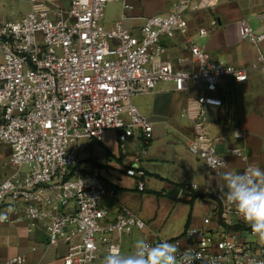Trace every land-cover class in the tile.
<instances>
[{"label": "built area", "instance_id": "built-area-1", "mask_svg": "<svg viewBox=\"0 0 264 264\" xmlns=\"http://www.w3.org/2000/svg\"><path fill=\"white\" fill-rule=\"evenodd\" d=\"M29 1V11L20 18L0 21V144L10 148V170L0 182V215L7 217L0 228L25 225L31 232L41 226L50 246L67 244L63 264H90L113 248L122 253L123 235L150 226L125 204L111 215L102 200L114 199L116 190L105 185L96 162L89 168L80 163L78 141H101L105 130L117 129L121 140L138 135L146 144L153 123L131 102L132 96L161 82L171 83L174 92L204 85L189 102L195 136L188 149L207 169L220 173L227 157L218 151L223 138L208 133L206 106L223 104L217 93L226 80L246 83L256 70L264 78V54L250 64L235 65L213 60L204 46L185 38L182 44L195 65L175 66L165 58L161 37L188 34L187 2L146 17L134 33L122 20L110 27L102 23L109 3L120 1L131 8L127 0H70L68 5L63 0ZM216 1L200 0L191 9L211 8ZM259 17L260 31L246 20L239 22L242 40L264 41V12ZM217 23L212 19L211 28ZM211 28L199 27L198 34L209 35ZM236 132L246 136L239 128ZM228 151L248 157L242 148ZM217 158L226 164L216 165ZM137 188L144 190V181L138 180ZM218 198L220 205L180 236L156 233L145 240L151 245L174 243L181 253L193 249L202 256L196 264H264V241L220 194ZM26 263L23 254L0 257V264Z\"/></svg>", "mask_w": 264, "mask_h": 264}, {"label": "crops", "instance_id": "crops-1", "mask_svg": "<svg viewBox=\"0 0 264 264\" xmlns=\"http://www.w3.org/2000/svg\"><path fill=\"white\" fill-rule=\"evenodd\" d=\"M24 1L28 7L22 14L30 9V1ZM199 1L127 0L132 5L127 9L122 2L113 1L104 9L102 23L110 27L122 20L128 29L139 33L146 17L174 11L187 2L185 16L189 21L188 34L161 37L166 47L165 58L175 66L191 69L195 65L190 50L182 44L185 38L204 46L213 60L221 59L235 65L250 64L259 54H264V41L253 44L242 40L239 34L241 20H246L256 31L262 29L259 15L264 12V0H217L211 8L191 9ZM69 3L70 0H63V4ZM214 18L218 23L211 28L210 22ZM199 27H210V34L200 36ZM249 77L246 83L226 80L217 93L223 99V104L206 106L208 133L223 138L218 151L227 157V166L220 173H242L250 165L264 170V78L257 70L252 71ZM172 88L171 83L161 82L153 90L136 93L131 98V102L153 123L152 139L148 143L142 144L138 135L121 140L119 130L107 129L101 141L88 142L87 149L91 153L82 164L89 168L92 162H96L105 185L116 190L114 199L105 197L102 200L112 216L120 204H125L149 223L148 229H137L144 240L158 233L154 228L157 224V211L167 205L174 206L180 200L184 202L186 208L182 216L185 229L188 225L201 223L202 209L204 214H210L221 203L218 194L224 186L223 180L216 172L207 169L202 160L188 149L189 141L195 136L194 121L188 115L189 102L203 92L205 87L193 86L185 92H174ZM235 128L244 131L246 136L237 137L234 134ZM109 130L117 132V144L113 147L104 137ZM95 142L100 143L104 150L100 156L94 155ZM233 147L244 149L247 159L229 153L228 149ZM6 159L8 161V156ZM8 172L7 169L5 176ZM120 174L127 179L124 180ZM5 176L0 177V182ZM138 180L145 183L142 191L137 188ZM192 184H196L197 188H185ZM175 187H180L178 196H168L167 192ZM193 193L207 196L196 198L191 205L189 201ZM147 206L151 207V212ZM66 252L65 242L57 246L49 245L47 232L41 226L31 232L25 225L0 228V257L23 254L27 257L26 264H63L62 258Z\"/></svg>", "mask_w": 264, "mask_h": 264}, {"label": "clouds", "instance_id": "clouds-1", "mask_svg": "<svg viewBox=\"0 0 264 264\" xmlns=\"http://www.w3.org/2000/svg\"><path fill=\"white\" fill-rule=\"evenodd\" d=\"M236 135L239 137V132ZM214 163L220 167L226 164L220 158ZM216 175L224 182L220 189V198L232 205L236 214L250 226L252 233L264 241V170L250 165L242 173L226 171ZM6 218L0 215V221ZM201 259V254L193 249L181 253L174 243L162 241L151 245L140 238L135 241L133 250L127 254H122L116 248L111 249L104 257L103 264H196Z\"/></svg>", "mask_w": 264, "mask_h": 264}, {"label": "rangeland", "instance_id": "rangeland-1", "mask_svg": "<svg viewBox=\"0 0 264 264\" xmlns=\"http://www.w3.org/2000/svg\"><path fill=\"white\" fill-rule=\"evenodd\" d=\"M120 1H116L115 3H119ZM114 3V2H113ZM111 4V3H109ZM108 4V5H109ZM28 7V4L24 0H0V21L1 20H9V19H18L21 17L24 10H26ZM105 140H107L108 144L112 147L117 144V132L115 130H109L105 132ZM88 139H80L78 141L79 149H80V158L82 159L83 164L85 160L90 156V149H87ZM143 144V143H142ZM6 144H0V177L5 176V173L8 170H10L9 164L7 162L9 161L10 157V148H8ZM93 152L94 155H102L104 150L102 148V145L100 143L95 142L93 144ZM8 156V161L6 157ZM124 180L127 178H124L122 174H120ZM130 191H132L130 189ZM186 208L184 202L182 200L175 202L174 206L167 205L163 209H160L157 211V224L154 225V228L158 232V234L161 237H177L180 236L183 232L185 221H183V212ZM147 209L149 212L152 211L150 206H147ZM203 212L201 213V217L207 215L204 214V209H202ZM245 236L249 240H255V237L250 235L249 233L245 232ZM142 238L141 233L135 228L133 232L128 235H123V241H122V253L127 254L131 250H133L134 243L137 239ZM173 238V237H172ZM103 264L102 260H95L91 262L90 264Z\"/></svg>", "mask_w": 264, "mask_h": 264}, {"label": "water", "instance_id": "water-1", "mask_svg": "<svg viewBox=\"0 0 264 264\" xmlns=\"http://www.w3.org/2000/svg\"><path fill=\"white\" fill-rule=\"evenodd\" d=\"M179 192H180V187H175L174 189L169 190L167 192V195L172 196V197H176V196H178Z\"/></svg>", "mask_w": 264, "mask_h": 264}, {"label": "trees", "instance_id": "trees-1", "mask_svg": "<svg viewBox=\"0 0 264 264\" xmlns=\"http://www.w3.org/2000/svg\"><path fill=\"white\" fill-rule=\"evenodd\" d=\"M204 196H207V195L193 193V194H192V198L190 199L189 203L192 205L193 202H194V200H195L196 198L204 197Z\"/></svg>", "mask_w": 264, "mask_h": 264}]
</instances>
